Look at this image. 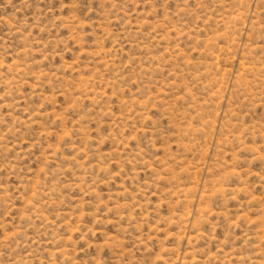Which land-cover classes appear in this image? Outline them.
<instances>
[{"label":"rangeland","instance_id":"1","mask_svg":"<svg viewBox=\"0 0 264 264\" xmlns=\"http://www.w3.org/2000/svg\"><path fill=\"white\" fill-rule=\"evenodd\" d=\"M0 264H264V0H0Z\"/></svg>","mask_w":264,"mask_h":264}]
</instances>
